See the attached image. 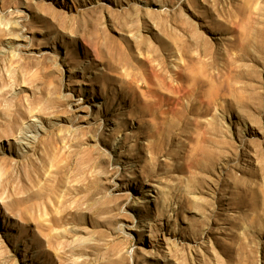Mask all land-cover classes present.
Masks as SVG:
<instances>
[{
	"label": "rangeland",
	"instance_id": "rangeland-1",
	"mask_svg": "<svg viewBox=\"0 0 264 264\" xmlns=\"http://www.w3.org/2000/svg\"><path fill=\"white\" fill-rule=\"evenodd\" d=\"M0 264H264V0H0Z\"/></svg>",
	"mask_w": 264,
	"mask_h": 264
}]
</instances>
